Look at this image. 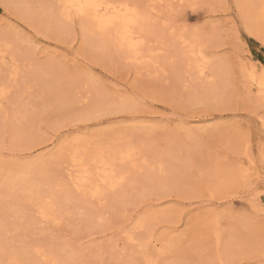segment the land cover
Listing matches in <instances>:
<instances>
[{
    "label": "rangeland",
    "instance_id": "1",
    "mask_svg": "<svg viewBox=\"0 0 264 264\" xmlns=\"http://www.w3.org/2000/svg\"><path fill=\"white\" fill-rule=\"evenodd\" d=\"M183 2L202 6L189 8L184 20L200 26L196 52L205 57L203 75L186 65L181 29L173 34L166 27L171 9H145L154 55L137 63L100 47L75 14L74 20L61 16L58 0H0V87L11 90L8 100L0 99V166L36 161L57 195L53 215L45 218L27 201L12 212L3 196L0 245L19 251L20 260L112 259L123 254L127 232L143 240L150 256L168 262L260 264V0ZM77 138L89 146H135L123 182L101 199L81 195L69 179L63 150Z\"/></svg>",
    "mask_w": 264,
    "mask_h": 264
},
{
    "label": "bare ground",
    "instance_id": "2",
    "mask_svg": "<svg viewBox=\"0 0 264 264\" xmlns=\"http://www.w3.org/2000/svg\"><path fill=\"white\" fill-rule=\"evenodd\" d=\"M83 2H88V0H58V5L60 6L63 4ZM91 2L104 6L98 10V14L108 23H112V18L118 15V9L116 6L131 3L129 1L117 3L114 0H91ZM108 5H113L114 7L110 9L107 7ZM59 12L61 16L68 17L67 10L59 7ZM72 13L76 15L75 10H73ZM95 14L96 11L94 10L93 15ZM255 16L256 21L260 22L264 20V0H260L258 13L256 12ZM78 18L80 19L83 29L86 31V33L92 37H95L97 44L100 47L111 48L119 52L124 59L129 61H134L137 63H148V61H152V56L154 53L152 55V47L150 48V45H148L152 34L150 19L143 21L141 26L137 27L135 30V37L144 41V45L141 49V55L136 56L129 54L126 45L122 46V39L124 36L122 23H118L116 27H111L101 31L99 26L93 21L87 18ZM203 59H205V57ZM203 59L199 57H187L186 65L190 68L197 69L198 63L202 66L204 62ZM249 74L253 75L252 72ZM109 144L110 143L101 144V142H96L93 143V146H89L86 140L77 138L70 142L66 148H64L63 153L68 155L65 158L68 160L69 179L75 190H77V192H79L81 195H89V197H94V199H101L105 193L115 190L123 182L125 174L128 170V167H123V165H126L127 162L133 161L135 156V146L130 143H121L119 146L114 143H112V145ZM61 161L62 159H60V163ZM35 162L36 161L24 163L18 166L15 164H8V166L6 165L7 167L5 165L0 166V170H5L4 181H1L0 184V203H2L1 200H3L4 196L6 201L11 204L10 207L12 212H16L20 203L27 201V203H29L32 207H35L36 212H38L39 215L45 218L49 214L53 215L54 212H52V210L53 207H55L53 199L57 195H55L48 186L51 180L49 179L50 182H48L49 180L47 179V181H45V177L42 178L43 176H40L39 171H43L41 168H39L40 165L38 162L40 161L37 162L38 165ZM15 169L18 171H12ZM23 204L24 203L21 205ZM2 224V221H0V225ZM0 257V264H3L5 261L20 259L22 256H20L19 251L17 252L16 250H9L0 245Z\"/></svg>",
    "mask_w": 264,
    "mask_h": 264
},
{
    "label": "snow or ice",
    "instance_id": "3",
    "mask_svg": "<svg viewBox=\"0 0 264 264\" xmlns=\"http://www.w3.org/2000/svg\"><path fill=\"white\" fill-rule=\"evenodd\" d=\"M59 7L67 10L68 18L70 20H74L75 17L72 16V11L75 10L76 15L80 18H87L94 23H96L99 26V29L101 31L116 27L118 23L123 24V32L124 36L122 39V46L126 45L127 50L129 54H133L136 56L141 55V49L144 45V41L141 39H137L134 35L135 30L137 27L141 26L143 21H147L150 19L149 13L145 11V9H150L151 13H156L157 7L161 9H171L173 11V14L167 18L166 20V27H172L173 28V34H175L177 27L181 29V42L186 50H188V55L192 58H198L199 54L196 52L197 47V39H198V33L200 31V26H190L185 20H184V14L185 12L191 8L193 10H197L201 8V5L198 4H186L181 0L180 3L176 4H168L164 5L161 4L159 6L157 5H141V4H121L116 6L118 9V15L114 18H112V23H108L105 19H102L99 14L98 10L103 5H97L95 3H92L91 0H88V2L83 3H73V4H63ZM108 8H113V5H108ZM240 6L237 5V8ZM94 10L96 11V14L93 15ZM249 35H252V32L249 31ZM261 41L262 48H264V35L259 37ZM7 53H5V64L7 66L6 61ZM254 63V61H253ZM191 66V63H190ZM264 66V65H261ZM197 70L200 72V75L204 74V67L201 66L199 63L197 64ZM256 68H253V78L255 76ZM262 87H264V80H262ZM10 89L5 85L4 87H0V99L2 100H8L10 96ZM260 160L261 164L264 165V140L261 141L260 147ZM251 167V166H250ZM250 175V172H246L244 175V183L248 182V177ZM235 198H241V196H237ZM134 219V217H133ZM126 236V242L124 245V252L119 257L113 255L112 259H97V260H84V261H78L76 264H192V262L186 261V260H180V261H165L160 258H153L148 254V250L144 246V242L142 239L137 237L135 233L129 234L125 232ZM129 245L137 246L133 248L132 254L128 255V247ZM37 255H39V251H37ZM3 264H45L44 261L41 260H9L3 262ZM50 264H64L62 261H52ZM243 264H255V261L252 259H246L243 261ZM260 264H264V254H262V258L260 261Z\"/></svg>",
    "mask_w": 264,
    "mask_h": 264
}]
</instances>
